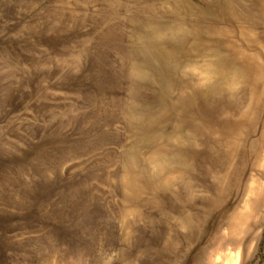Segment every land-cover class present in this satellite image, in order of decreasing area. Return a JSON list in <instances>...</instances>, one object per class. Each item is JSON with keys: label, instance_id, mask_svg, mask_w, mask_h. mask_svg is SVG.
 Listing matches in <instances>:
<instances>
[{"label": "rangeland", "instance_id": "obj_1", "mask_svg": "<svg viewBox=\"0 0 264 264\" xmlns=\"http://www.w3.org/2000/svg\"><path fill=\"white\" fill-rule=\"evenodd\" d=\"M0 264H264V0H0Z\"/></svg>", "mask_w": 264, "mask_h": 264}]
</instances>
